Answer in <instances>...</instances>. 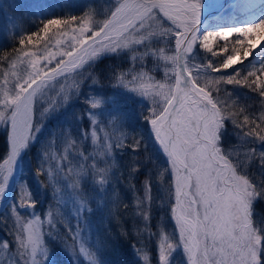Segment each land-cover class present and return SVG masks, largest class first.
<instances>
[{"label":"snow or ice","instance_id":"snow-or-ice-1","mask_svg":"<svg viewBox=\"0 0 264 264\" xmlns=\"http://www.w3.org/2000/svg\"><path fill=\"white\" fill-rule=\"evenodd\" d=\"M234 2L252 18L246 16L236 23L209 28L202 26L201 17L206 11L211 15L213 9L222 8L218 0H114L100 22L95 21L91 12H86L82 17L71 15L62 19L53 18L50 11L44 15L41 9L42 27L27 35L29 43L33 42V36L40 37L41 32L44 38H49L53 26H69L71 36L68 41L56 40L57 45L66 43L65 49L51 53L46 48L40 54L25 50V39L21 38L17 55L3 70L0 126L10 129V147L0 162V203L6 201V193L18 186L20 193L19 200H14L10 205L16 219L12 231L19 254V260L13 259L11 264H63L59 251L50 249L44 243L41 220L31 211L36 207V200L32 198L27 181H17L15 178L23 175L29 152L38 144L40 128L33 125L37 98H47L49 108L46 111L58 110L67 104L73 94L79 92L81 79L96 61L104 56L122 53H127L133 64L147 55L162 60L167 79L156 81L143 70L118 74L113 87L122 91L105 94L102 98H87L91 109L100 108L102 104L108 107L99 113L89 111L86 114L91 128L89 132L81 130L79 144L71 131L66 130L62 135L65 144L62 156H51L49 145L42 148L36 157V184L39 188L42 189L43 184L38 177L46 175L53 188L51 195L58 206L66 202L77 205L73 217L77 220L75 231L68 229L74 241L73 246H69L70 253L75 255L78 249L81 255L88 257L89 264H118V261L97 256V252L103 251L101 247L93 244L95 252L86 247L80 224L83 222L82 213L91 209L87 207V194L80 191V183L84 180L87 186L90 181L94 185L92 191L98 195L110 183L114 142L104 132V143L101 144L97 125L100 117H107L122 123L128 121L131 126L133 118L121 102V97L128 93L141 97L140 104L143 100L150 101V115L145 119L151 125L155 141L168 158L173 176L174 203L171 213L177 236L173 240L166 233L160 234V264H171L170 256L176 248H182L188 264H264V229L254 226L252 219V205L258 197H264V186L257 187L247 175L238 172L230 159L231 153L221 148V135L227 117L222 115L211 90H206L208 84L200 83L204 77L208 83L224 80L228 84L255 85L253 91L264 89V82L258 83L260 76L256 75L257 71L264 75V64L259 68L253 66L243 77L241 71L248 69L247 65L243 69L235 68L226 75L212 77L211 73H220L222 69H232L237 63H243L237 48H233L218 64L211 61L194 62L198 55L197 45L217 55L213 52L212 43L218 39L227 41L233 34H238L234 43L243 48L245 58L258 47L256 41L264 36V0H261L259 15L253 12L256 0ZM77 20L79 24L72 27ZM165 22L167 26H163ZM60 35L67 37L69 33L64 31ZM160 38L164 39L165 47L172 45L171 54H167L164 47H152L153 42H159ZM222 51L228 52L227 45L222 46ZM57 55L61 59L50 66ZM257 59L264 60V48H260ZM18 64L24 66L22 74L16 71ZM9 76L12 77L11 83ZM249 77L255 79L249 81ZM57 85H60L56 93L59 104L56 98L48 96ZM260 95L264 96V90L260 91ZM261 120L264 121V114ZM232 123L236 127H243L249 123V117L244 116L243 125L236 119ZM100 130L103 131V128ZM253 132L255 128L243 135L249 137ZM89 137L93 151L86 154L81 145ZM258 138L264 142V135ZM138 144L137 141L136 146ZM122 146V140L115 142V147ZM50 157L57 160L55 168L49 163ZM260 157L264 161V152ZM65 161L67 163H63ZM60 185L65 191H61ZM145 192V200L148 201L150 185L147 182ZM18 207L30 209L32 218L26 223L22 222L16 211ZM46 215L47 223L54 227L53 213L48 211ZM144 218H148L146 211ZM9 247L8 242L2 243L3 249ZM69 250L61 251L68 255ZM144 260H148L146 255Z\"/></svg>","mask_w":264,"mask_h":264},{"label":"rangeland","instance_id":"rangeland-1","mask_svg":"<svg viewBox=\"0 0 264 264\" xmlns=\"http://www.w3.org/2000/svg\"><path fill=\"white\" fill-rule=\"evenodd\" d=\"M32 1H39V0H0V40L10 38L14 34L22 35L25 32L24 20L26 19L25 17L29 14L30 11L29 7ZM54 1H59V0H46V2L49 3H54ZM218 2L220 4L223 3L224 9L229 6L228 3L229 0L227 2L226 0H218ZM70 3L73 6H77V8L79 7V9H81L80 17H82L86 12H91L95 21L100 22L105 18L107 12L114 3V0H70ZM244 14L245 15L242 16L235 15L233 17L232 15H227V17L221 19L222 20L221 22L215 21V18L212 19L211 21L207 19L213 24L207 26L204 25L203 27L209 28L210 26L216 27L220 24L236 23L238 20H244L246 16L248 18H252L251 14L249 13H244ZM79 22L80 21L78 20L77 22L73 23L72 27L78 25ZM163 26H167V22H165ZM64 31H67L69 33V36L65 37L60 35V33ZM64 31L55 35L54 38H52L50 42L47 43L46 45L38 49H33L28 51H33L40 54V52L45 50L46 48L50 49L51 53H56L59 50L65 49L67 47L66 43H61L60 45L56 44L57 39L63 41L69 40V37L71 36V29L68 27ZM235 35L237 39L238 34H233L231 37H229V39H231ZM263 38L264 37L261 36L260 39L256 41V38L253 37L254 41H256L257 43H262ZM218 41L219 39L216 40L211 45L213 48V52H215L214 47L216 46ZM152 47L154 49L164 47L166 53L171 54L172 45L168 44L167 47H165V42L163 38H160L159 42H153ZM239 47L241 48V46ZM245 47H247V43L245 44ZM260 48L261 47H259L257 50L254 49L251 50V55H249L247 58L244 57L243 59H241L243 61L242 64L248 66V70L252 69L253 66L259 68L261 64H264V60L257 59V53L260 51ZM196 52L198 53V55L196 61H194L195 63H207L208 61H211L213 62V64H218L226 56L225 52L221 54L215 52L217 53V55H213L212 53H209L206 50L200 48L199 45L196 46ZM59 59H61V57L57 55L55 57V60H53V65L50 66H54L55 62ZM103 60L106 61L103 62ZM240 64L241 63H237L232 69H228V70L222 69L220 73H211L210 75L212 77H219L222 75H226L229 72H233L235 68H238V65ZM23 70H24V66L18 64L16 71L22 74ZM130 70H134L136 72L143 70L144 72L152 76L156 81H165L167 79V77L165 76L164 62L162 60H157L152 55L144 56L142 61L138 60L137 62H135V64H133V62L130 61L127 53H122L120 55H108L96 61L95 65L90 69L89 73H86L85 77L81 79L79 92L77 94H73L65 106L59 107L58 110L56 111H52V110L46 111V109L49 108L47 98L45 99H40L39 97L37 98L35 104L34 127L40 128V132L37 134L38 144L35 148L30 150L26 161L29 168L32 167V169L30 171L28 169L27 172L24 171L23 175L24 177H26L24 181H27V187L32 193V198L36 200V207L34 210L31 211H34L35 214L39 216L41 220V228L45 233V235L43 236V240L45 245L50 249H53L54 247L52 248L49 245V241L50 242L54 241L55 243H58L61 249L63 250H69V246H73L74 241L71 238L72 232H69L68 229L72 228V230L75 231L77 220L74 219L73 217L77 205L71 204L70 202H66L64 205L58 206L57 201L54 200L51 195L53 188L49 184L46 175H43V177L42 175L38 177V179L43 184V188L42 189L39 188V186L36 184L37 154L41 152L42 148H47L49 145H51L50 148L51 156L56 158L62 156L65 148V144L62 140V135L65 133L66 130L71 131L72 137L76 139L79 144L81 130L84 132H89L91 128L89 118L86 114L89 111L99 113L103 111L104 108L108 107L106 104H102L100 108L91 109L90 105L86 102L87 98L90 96H96L98 98H102L104 97L105 94L111 95V93L115 91H122V89H117L113 87V85L115 84V77L120 73L129 72ZM257 73H259L261 77L264 78V75H262L261 72L257 71ZM8 79L9 82L11 83L12 77L9 76ZM2 81H3V74L0 78V83H2ZM93 81H95V83ZM200 83L202 85L208 84V89L206 90H211L213 99L218 102V107L221 108L222 110V115L227 117L224 120V129L221 135V148L223 149L224 152L231 153L230 159L232 160L234 165L235 164L237 165V171L240 172L241 174L247 175V177L253 182V184H255L253 181V177L255 176L258 177V180L259 178L264 177V161L261 162L262 160L260 157V154L264 152V142H261L258 138L259 135L255 133H252V135L249 137H245L243 135L244 132H247L249 130H247L246 127L245 128L236 127L232 123L233 119H236L240 123L241 118H243V115L246 114L245 111L247 110L251 111V109L248 106L242 105V102H244V98H245L243 93H245V91H243V89L239 85L235 83L228 84L224 80L208 83V79L202 77ZM59 87L60 85H57L56 89L48 93L49 97H53L57 99V104H59V99L56 97V93L59 91ZM229 87H232V89ZM129 96H131L132 98L129 99ZM121 99L125 102L126 100L129 101L131 100L132 102L138 103L142 98L126 93L124 96L121 97ZM140 105L144 107L143 108L144 110H148L150 115V107H151L150 101L143 100V103ZM255 113H257V116L261 120V115L264 114V104L262 108L258 110V112L255 110ZM78 117H79V122H77ZM99 119H100V123L97 125V131H98V135L100 136V143L101 144L104 143V132H107L111 140L114 142V146L112 149L113 160H114L116 158L115 142L118 140H122V142L124 143V141L129 137V132L125 126V121L122 123L118 119L110 120L107 117H100ZM261 123L263 127L262 135H264V121H262ZM226 124L230 127L234 126V129H228L226 127ZM101 128H103V131L100 130ZM9 130H10L9 128L0 126V136L5 132H7L9 136ZM224 134L225 137H229V139L234 142L233 145H231L230 143V148L225 147L224 144L222 143ZM81 147L86 154L93 151L91 137L83 141ZM252 149H255V152H252ZM8 151H9V146H8ZM31 154H33V156H31ZM164 155L166 156V154ZM34 161L36 163L35 167L33 166ZM259 162L263 165L262 167H259L260 170L255 167L257 166V164H259ZM49 163L52 165L53 168H55L57 160L52 159L50 157ZM63 163H67V162L65 161ZM113 170L114 167L112 166L110 175L112 174ZM250 173L255 175H252L253 176L252 177ZM167 175H169V171L168 173H166L165 170L162 169V171L159 173V176L161 177V181L163 177ZM160 185L161 186L158 188V191L165 199L166 193L162 188L161 182ZM60 187L62 192L65 191L63 185H60ZM93 187L94 185L90 181L87 183V186L85 185L84 180H82L80 183V191L87 194L85 197V199L87 200V207L91 209L90 212L82 213L83 222L80 224V231H81V235L84 236L86 247H89L91 251L95 252L96 248L93 247L92 245L95 244L97 247L102 248V243L100 240L101 232L99 229V222L98 220L94 219V217H96L98 213L100 215H102L103 213L106 214L114 207L117 200V193L113 190L112 187L109 186V184L105 187L104 192L100 193L99 195L96 192L92 191ZM257 187H259V185ZM148 195L150 196L149 193ZM145 196H146V192L142 198V202L139 203L140 205L139 207H142L144 209V210L140 209L142 215L141 219L143 220L144 223L148 224L149 212L147 210H150L151 201L150 200L146 201ZM19 197H20V193H18V197L14 200H19ZM14 200L12 196V199L9 201L6 208L0 213V215L4 213L1 217V226L5 227L7 230V234L5 237L0 236V264H11L13 259L19 260V254L16 252V245L14 242V236L12 231L16 226V219L15 216L12 214V209L10 207V205L14 202ZM98 203H99V208H98ZM16 211L20 214L22 218V222L24 223H26L29 219L32 218L29 215L30 209L28 208L18 207ZM48 211H51L53 213V219L55 221L54 227L53 225L47 223L46 214ZM145 211L147 212V217H148L147 220H145L144 218ZM95 213L96 215L93 217ZM252 219L254 222V226L264 229V221L255 220V212L253 209V205H252ZM164 225L167 226L168 223L167 225L166 224ZM60 226H62L64 230L62 231L59 230L58 228ZM161 233H166L170 237H172L173 240H175L177 236L175 221L173 226H169L167 228L161 227L159 230L156 241V250H157L156 260L149 258L147 256L148 260L145 261L144 260L145 254H143L142 252L139 253V255L143 258L145 264H160L158 244L160 242ZM5 241L8 242L10 245L8 249L2 248V243ZM63 253L65 254L64 251ZM96 254L100 258L106 260L105 258H103L101 252H97ZM184 254L185 253L183 252L182 248H176L175 251H173L170 256L171 264H173L174 258L176 256L180 258H184L185 256H187L186 254L184 256ZM66 256H67L66 258L67 261H71V264H89L88 257L81 255L78 249L75 255H72L69 250V254Z\"/></svg>","mask_w":264,"mask_h":264},{"label":"trees","instance_id":"trees-1","mask_svg":"<svg viewBox=\"0 0 264 264\" xmlns=\"http://www.w3.org/2000/svg\"><path fill=\"white\" fill-rule=\"evenodd\" d=\"M41 1L43 0L31 2L29 14L24 20L25 32L22 35L14 34L10 38L0 40V78L3 74V70L8 67V62L17 55L16 50L20 48L19 40L21 38L25 39V50L38 49L49 43L55 35L69 27L62 25L60 28H56L53 26L50 30L49 38H44V34L41 32L40 37L33 36V42L29 43L26 38L27 35L38 31L42 27L41 9L44 10V15H47L50 11L53 18L63 19L71 15L77 17L81 15V9H79V7L77 8V6H73L70 0H59L54 1V3L46 2V0L43 2ZM235 39L236 35L227 41L219 40L214 47V51L221 54L224 52L222 51V46L227 45L228 52H225L226 56L233 51V48H237L240 50L241 59H243V48H240L234 43ZM105 61L106 60H103V62ZM244 66L245 64H240L238 68L243 69ZM247 70L248 69H245V71L241 72V77L245 75ZM256 75L260 76V81H258V83L264 82V78L261 77L259 73H256ZM253 79H255V77H249V81ZM239 86L245 91V93H243L245 98L242 105H246L251 109V111H245L246 114L243 115V118L244 116L249 117V123L243 125V118L240 120V123L243 125L242 128L246 127L247 130L255 128V132L253 133L262 135V121L257 116V113H255V110L258 112L264 104V96L260 95V91L264 89L258 88L256 91H253L252 87H256L255 85L252 87H249L248 84ZM229 88L232 89V87ZM121 102L133 119L131 126H129L128 121H125L129 137L124 141L122 147H115L116 158L114 159V170L110 175L109 186L117 193V200L114 207L108 213H103L102 215L98 213L97 216L94 217L96 215L95 213L93 217L99 222V229L101 232L100 240L103 249L101 253L103 258L106 260L118 261V264H145L139 253L142 252L149 258L156 260V241L160 228H167L174 225V219L171 213V207L174 203L173 176L166 156L160 149L157 141H155L151 125L149 121L145 119V117L149 116L148 110H144V107L139 103L132 102L131 100H126L125 102L121 99ZM256 125H259V127H256ZM226 127L228 129H234V126L230 127L227 124ZM7 137V132L0 136V162H2V158H4L8 152ZM224 137L222 143L225 147L230 148V143L233 145L234 142L231 141L229 137ZM137 141L139 142L138 146H136ZM31 156H33V154H31ZM26 161L23 166V172L32 169V167L29 168ZM33 166H36L35 161L33 162ZM262 166L263 165L259 162L255 167L260 170L259 167ZM162 169L165 170L166 173L169 171V175L163 177L161 181L159 173ZM250 174L251 176L255 175L252 173ZM25 179L26 177L23 175L20 177L19 181ZM253 181L255 185H259V187L264 186V177L258 180V177L255 176L253 177ZM146 182L150 185L149 194L151 201L150 210H147L149 212L148 224L144 223L141 219L142 215L140 209H144L139 207V203L142 202V198L145 194ZM160 182L166 193L165 199L158 191V188L161 186ZM18 193L19 186L16 187L13 193V200L18 197ZM253 209L255 212V220L264 221V197H259L254 202ZM3 214L4 213L0 215L1 237H5L7 234L6 228L1 226V217ZM58 229L61 231L64 230L62 226ZM49 245L52 248L54 247L53 249L59 251V257L63 264H69V261L66 259L67 256L61 251L62 249L58 243L49 241ZM173 264H188L187 256L184 258L176 256Z\"/></svg>","mask_w":264,"mask_h":264},{"label":"bare ground","instance_id":"bare-ground-1","mask_svg":"<svg viewBox=\"0 0 264 264\" xmlns=\"http://www.w3.org/2000/svg\"><path fill=\"white\" fill-rule=\"evenodd\" d=\"M228 3H229V6L226 7L225 9H224V7H223V8H219V9H213L211 15H209L208 12L206 11V12L202 15V17H201V19H203L202 26L213 24V23H211L210 21H211L212 19H214V18H215V21H217V22H221V21H222L221 19L224 18V17H227V15H232V17L235 16V15H236V16H242V15H245L244 13H246V12H244L241 8L237 7L236 4H235V2H234V0H229ZM231 4H232V5H231ZM222 5H223V3H222ZM261 6H262V5H261V0H256V2H255V6H254V8H253V12H254L256 15H258V14L260 13V11H261ZM207 19L210 20V21H208ZM263 37H264V36H263ZM262 44L264 45V38H263L262 43H258V47L255 48L254 50H257L259 47L263 48V45H262ZM35 104H36V103H35ZM34 117H35V105H34L33 125H34ZM9 134H10V130H9ZM8 146H9V137H8ZM9 147H10V146H9ZM15 178H16V180L18 181L19 178H20V176H16ZM14 191H15V188L12 189V191L6 193V201L3 202V203H0V212L2 211V208H3V207L8 203V201L11 199V197H12Z\"/></svg>","mask_w":264,"mask_h":264},{"label":"water","instance_id":"water-1","mask_svg":"<svg viewBox=\"0 0 264 264\" xmlns=\"http://www.w3.org/2000/svg\"><path fill=\"white\" fill-rule=\"evenodd\" d=\"M11 199H12V197H11ZM11 199H10V200H11ZM10 200H9V201H10ZM9 201H8V203H9ZM8 203H7V204H8ZM7 204L2 208V211L6 208Z\"/></svg>","mask_w":264,"mask_h":264}]
</instances>
